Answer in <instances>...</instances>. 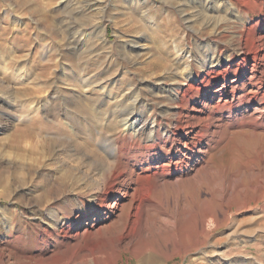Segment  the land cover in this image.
Listing matches in <instances>:
<instances>
[{
  "label": "bare ground",
  "instance_id": "6f19581e",
  "mask_svg": "<svg viewBox=\"0 0 264 264\" xmlns=\"http://www.w3.org/2000/svg\"><path fill=\"white\" fill-rule=\"evenodd\" d=\"M4 1L9 5L8 14L13 15L16 11L17 14L37 17L39 22L41 19L50 21L47 11L51 0ZM148 1L63 0L59 5L62 16L56 21L57 24L52 21L45 24L55 32H62L59 52L62 57L71 55L68 66L75 69V78L84 87L73 99L67 96V104L74 105H67L74 113L70 117L77 121L88 118L90 124L101 120L110 129L122 127L124 136L134 138V141L121 140L119 152L106 141L97 148L89 143L85 135L70 137L67 141L58 135L55 138L37 139L42 135V130L34 117L36 108L33 104L18 103L22 116L19 118L12 114L17 108L16 102L30 98L34 90L3 91L1 87L4 85L0 81V103L4 104H0V133L4 134L0 136V194H7L10 177L25 183L26 169L29 177L35 174L39 165L37 160L53 153H58L64 159L57 179L40 185L35 196L30 198L41 214L32 217L34 222L25 235L22 230L13 234L15 242L26 246L21 244L23 247L16 256V264L38 263L44 259L52 243H55L56 249L65 248L66 241L77 237L73 230L79 226L80 219L91 212L97 218L113 207L107 199L128 180L130 184H139V187L132 195L133 202L123 205L119 217L125 228L118 243L116 255H119L123 249L132 247L130 242L123 245L126 239L131 238L132 242V239L142 237L146 207L155 204L151 195L158 188L170 184L168 180H160L161 177L172 178L177 174L182 179L189 176L196 179L199 173L208 168L209 163L203 154H209V150L227 147L229 140H243V136L250 132L248 130H252V134L264 135V8L255 17L249 7L252 2L258 1L264 5V0H184L178 6L181 19L189 25L198 24V27L192 28L193 46L191 43L189 46L185 43L175 45L177 57L173 61L167 47H162L153 59L146 62L151 74L161 73L162 76L151 80L137 76L138 83H131L127 90L112 99L114 89L123 91L119 85L121 77L129 76V70L122 68L124 64L135 65L137 57L146 50L142 42L149 38L144 28L147 20L144 15L140 19L136 17L141 15L140 11ZM2 2L0 0V6ZM111 6L119 8V11L121 9L125 13L123 20L129 21L128 29L139 33L124 40L122 52L115 56L110 52L113 45L108 38L107 25L100 24L102 20H109L107 16L112 11L109 10ZM113 21L120 23L115 18ZM26 24L29 31L30 25ZM2 31L7 35L9 30L3 28ZM154 41L157 44L163 42L159 36ZM17 42L22 46L27 43L20 38ZM1 51L0 71L7 69V63L14 62V55L11 57ZM74 54L79 58L75 59ZM111 56L115 57V64L110 69ZM75 67L81 71L88 67L95 73L82 80L81 71ZM18 72L17 69L14 75H19ZM130 72L135 74L133 69ZM97 74L104 79H98ZM58 75L66 80L72 78L66 66ZM142 88L148 89V94L143 92L144 89L141 91ZM87 91H91L90 94H84ZM111 99L113 108L108 104ZM105 104L107 106L102 108ZM143 108L148 111L144 113ZM170 119H174V124ZM10 127L13 128L11 131ZM70 127L71 131H76L75 125ZM124 141L126 144L122 143ZM57 145L61 148L57 149ZM29 154L36 155L34 163L30 162L33 158ZM253 166L257 170H264V153L260 154L259 161ZM119 182L121 186H118ZM71 186L95 191L86 201L68 198L65 204L52 205V200L60 199ZM20 198L25 200L22 195ZM136 200V210L131 215L127 210ZM75 201L77 207L82 206L77 216L71 214V208L76 207ZM64 209L67 213H63ZM26 215L24 210H13L11 219L19 216L23 220ZM214 219L209 211L201 213L199 225L206 234ZM176 221L169 220L167 223L176 226ZM8 231H13V226L8 227ZM2 247L0 264H6L5 248ZM35 251L40 253L35 255ZM99 253L96 246H77V257L73 261L76 263L80 259L79 262L88 264L91 257L92 264H101ZM137 256L139 264L165 263V259L152 249ZM103 262H107L106 259ZM243 264L256 263L245 260Z\"/></svg>",
  "mask_w": 264,
  "mask_h": 264
},
{
  "label": "rangeland",
  "instance_id": "374dc122",
  "mask_svg": "<svg viewBox=\"0 0 264 264\" xmlns=\"http://www.w3.org/2000/svg\"><path fill=\"white\" fill-rule=\"evenodd\" d=\"M1 1L3 2L0 6V26H2L0 29L2 31L3 28H6L9 31L7 35L0 31V49H2V54H9L11 57L14 55V62L7 63L5 67L7 69L4 68L5 70L0 71V81L4 85L1 88L3 91L10 90L11 93L26 88L35 91V93L32 91L30 98L16 102L17 108L12 114L19 118L20 115L22 116L18 103L33 104L36 108L34 117L39 121V128L42 130V135L37 139L55 138L58 135L65 137L67 141L70 137L76 138L78 135H85L89 143L95 147L100 148L101 142L106 141L112 144L117 152H119L121 140L126 138V141L133 143L134 138L125 137L123 128L120 126L110 129L107 123L101 120L97 121L98 123L90 124L91 120L88 118H81L77 121L70 117L74 113L68 107H74V105L67 104V96L70 95L69 99H73L74 95L81 92L84 87L81 81L75 78V69L68 66L71 55L65 54L62 57L59 52L62 46L60 42L63 37L62 32L57 30L55 32L49 26L46 27L50 21L57 24V20L62 16L59 5L63 0L49 1L47 15H50V21L46 22L42 19L39 22L37 17L31 18L17 14L16 11L13 15L8 14V2ZM183 1L149 0L144 5L140 11L141 15L136 18L140 19L145 16L147 20L144 28H146L145 33L149 38L142 42L146 46V50L137 57L135 65H122L126 71L129 70L127 72L129 76L121 77L119 85L123 91L114 89L112 99L127 90L131 83H138L137 76L145 77L148 80L162 76L161 73L151 74L150 69L146 68V62L153 59L162 47H167L171 61H173L177 57L175 45L185 43L189 46L191 43L193 46L194 30L192 28L198 27V24L189 25L181 19L182 14L178 11V6ZM249 7L252 15L257 17L261 14L260 10L264 8V5L258 1L252 2ZM109 10H112L107 16L109 20H102L100 24L107 25L108 38L113 45L110 52L115 56L119 51L122 52L121 47H123L124 40L133 38L139 33L128 29L129 21L123 20L125 13L121 9L119 11V8L111 6ZM113 18L120 23L116 24ZM26 23L30 25L29 31H27ZM262 31H264V27ZM156 36H159L163 41L161 44L154 41ZM19 38L23 43H27L22 46L17 42ZM74 55L75 59L79 58L77 54ZM112 57L110 69L115 64V57ZM64 66L68 67L72 77L69 80L58 75ZM130 66L131 68H129ZM16 68L19 70V75H14ZM130 69H133L135 74L131 73ZM76 70L81 71L79 67ZM151 70L153 69L151 68ZM84 71H81L82 80L95 73L88 67ZM97 75L98 79H104L99 74ZM133 76L135 82L132 81ZM145 88H142L141 91L144 89L143 92L148 94V89ZM90 92L87 91L84 94H90ZM112 99L108 101L110 108H113ZM106 106L107 104L102 105V108ZM142 111L145 113L148 110L143 108ZM170 121L174 124V119H170ZM72 124L76 127L75 132L70 130ZM12 129L10 127V131ZM248 131L250 132L243 136V140H229L227 147H214L209 150V154H203L206 162L209 163L208 168L199 173L196 179H192V176L182 179L177 174L172 178L161 177L160 180H168L170 184L158 188V193L151 195L155 204L146 207L142 237L138 236L134 238L135 240L132 239V242L131 238H128L123 243L126 245L130 242L131 248L123 249L119 255H116L120 237L125 229L122 218H119L122 214V207L133 202L132 195L139 187V184H130V181L127 180L122 186L119 182L118 186L121 188L107 199V202L113 207L105 210L97 218L93 212L84 216L80 219L79 226L73 230V234L77 237L74 236L66 241L65 248L61 250L56 249L55 243H52L45 252L44 259L36 264H86L79 262L80 259L76 263L73 261V258L77 257L75 255L77 246L80 248L96 246L100 251L99 256L102 257L101 264H139L137 255L149 249L158 253L163 260L165 259L164 264H212V262L243 264L245 260L264 264V170L253 168V165L259 161L260 154L264 153V135L261 133L252 134V130ZM2 135L4 134L0 133V136ZM126 141L122 143L126 144ZM0 143H2L1 140ZM56 147L57 149L61 148L59 145ZM28 148L31 149L30 146ZM29 156L33 158L30 162L34 163L36 155L29 154ZM63 161L64 159L58 153L37 160L39 165L35 174H31L29 177L26 169L25 183H20L14 177H10L6 188L7 194H0V248L2 246L5 248L6 264H16L19 250L23 246L26 247L22 243L23 246L15 242L13 234L22 230V234L25 235L34 222L32 217L41 214L35 202L30 198L35 196L40 185H45L48 181L54 182L57 179L56 176L60 173L58 169L62 166ZM125 161H127L126 158ZM244 164L246 166H242ZM94 191L79 190L71 186L60 199L55 201L53 199L52 205L65 204V199L68 198H80L86 201ZM20 195L25 197L24 201L21 200ZM76 204L75 201L74 206L76 207H68L71 208V214L74 216L81 212L82 207H77ZM136 204L137 200L127 210L131 215L135 213ZM156 204L158 205L156 206ZM65 208L67 209V207ZM18 209L24 210L27 215L23 220L19 216L12 220L13 210ZM204 211H209L215 218L211 223V228L208 227L207 234L199 225L200 215ZM63 213H67V211L64 209ZM168 219L171 221L177 219L178 224L170 225L167 223ZM10 226H13L11 232L8 231ZM39 253L38 251L33 252L35 255ZM105 259L107 262L102 263ZM88 264H92L91 257H89Z\"/></svg>",
  "mask_w": 264,
  "mask_h": 264
}]
</instances>
